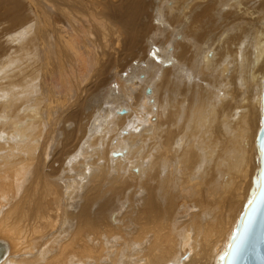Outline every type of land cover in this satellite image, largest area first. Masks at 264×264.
Masks as SVG:
<instances>
[{
    "label": "bare ground",
    "instance_id": "bare-ground-1",
    "mask_svg": "<svg viewBox=\"0 0 264 264\" xmlns=\"http://www.w3.org/2000/svg\"><path fill=\"white\" fill-rule=\"evenodd\" d=\"M258 10L0 0V264H228L264 194Z\"/></svg>",
    "mask_w": 264,
    "mask_h": 264
},
{
    "label": "water",
    "instance_id": "water-1",
    "mask_svg": "<svg viewBox=\"0 0 264 264\" xmlns=\"http://www.w3.org/2000/svg\"><path fill=\"white\" fill-rule=\"evenodd\" d=\"M228 264H264V194L248 213Z\"/></svg>",
    "mask_w": 264,
    "mask_h": 264
},
{
    "label": "rangeland",
    "instance_id": "rangeland-1",
    "mask_svg": "<svg viewBox=\"0 0 264 264\" xmlns=\"http://www.w3.org/2000/svg\"><path fill=\"white\" fill-rule=\"evenodd\" d=\"M263 12L264 11H260V10H258V11H256L254 14H253V17H260V16H262V15H264L263 14ZM158 16H155L154 18H156V20L158 19L157 18ZM156 22V21H155ZM158 23V22H157ZM209 27H211V26H209ZM215 27V26H214ZM213 26L210 28V29H208L209 30V35H207L208 36V38H207V42L208 43H212L213 41H211L210 39L212 38L211 36H218L219 34H221L220 36H222L223 34L221 33L224 29H222L223 27L220 25V27H218V29H217V27H215L214 28ZM213 28H214V30H213ZM222 29V30H221ZM216 31V32H213V31ZM221 30V31H220ZM212 31V32H211ZM218 32H219V34H218ZM216 34V35H215ZM158 37L159 36H155V38H154V41H153V43L155 42V44H156V46H157V49L155 48V49H152L151 51H150V53L151 54H148V55H146L145 57H138V58H135L133 61H131L130 63H129V65L127 66V68L125 69V71H123V73H122V75L123 76H121V77H119V78H117L114 82H113V87L111 86V88H110V90L108 91V92H106L105 93V96H108L109 95V93H119L120 92V94H119V96H123V94H124V89L126 88V86L125 85H127V83L130 81V80H132V78H134V79H136V77L137 76H141L142 75V77H145V75H146V72H147V70H148V66H149V62L151 61L150 59H156V57H159V56H166V54H167V52H166V50L164 49V47H163V45L161 46L162 48H160V45H161V43H156L157 42V40H158ZM209 40H210V42H209ZM161 50H163V51H161ZM160 54V55H159ZM149 57V58H148ZM161 57V59H160V57L158 58L159 60H158V64H163L164 63V61H166V57ZM142 58V59H141ZM162 58H163V60H162ZM148 61H147V60ZM136 60V63L134 62ZM163 61V62H162ZM133 62H134V64H133ZM160 62V63H159ZM133 65H132V64ZM138 64V65H137ZM140 64V65H139ZM84 66H82V68H83ZM81 68V69H82ZM80 69V70H81ZM86 71H87V69H85L84 70V68L81 70V72H79L80 73V75L81 76H85V74H86ZM144 72V73H143ZM125 73V74H124ZM140 74V75H139ZM124 75L126 76V78H124ZM128 77V78H127ZM80 79V80H79ZM124 79H125V81H124ZM73 80V79H72ZM75 80L76 81H83L82 83H85L86 81H84V80H81V78H80V76L78 77L77 76V74H76V78H75ZM127 80V81H126ZM73 81H71V79L69 80V81H67V80H64V82H63V80H61V78H57V79H55V84H57L58 86H61V90H62V92H64V91H66V89H67V91H69V90H71L72 88V85H73V83H75V82H73ZM125 82V83H124ZM153 83H154V80H153V82L151 81L150 83H149V85H147V87L149 88V87H152V85H153ZM66 84V85H65ZM70 84V85H69ZM69 85V86H68ZM113 88V89H112ZM147 88V89H148ZM111 89H112V92H110L111 91ZM118 89H120V90H118ZM123 91V92H122ZM108 93V94H107ZM115 96H116V94H115ZM104 101L105 102H107L108 103V101H107V98L106 99H104Z\"/></svg>",
    "mask_w": 264,
    "mask_h": 264
}]
</instances>
